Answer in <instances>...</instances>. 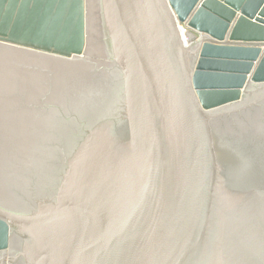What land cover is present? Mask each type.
Instances as JSON below:
<instances>
[{
  "label": "water",
  "instance_id": "water-1",
  "mask_svg": "<svg viewBox=\"0 0 264 264\" xmlns=\"http://www.w3.org/2000/svg\"><path fill=\"white\" fill-rule=\"evenodd\" d=\"M32 7L0 33V264H264V0Z\"/></svg>",
  "mask_w": 264,
  "mask_h": 264
},
{
  "label": "bare ground",
  "instance_id": "bare-ground-1",
  "mask_svg": "<svg viewBox=\"0 0 264 264\" xmlns=\"http://www.w3.org/2000/svg\"><path fill=\"white\" fill-rule=\"evenodd\" d=\"M30 6H31V3H30ZM32 7V6H31ZM4 9H5V7H3ZM1 11H3V9H1L0 10V13H1ZM8 11V10H7ZM3 12V13H5L4 14V17L5 18H3V24H4V30H6L5 31V33L7 34V35H9V33L11 32V30H12V28L14 27V25H16V23H17V20L15 19V15L16 14H19V12H18V8L16 7V9H15V11H14V13H12L11 14V12ZM29 12H30V7H29V9H28V12H27V14H26V17H28V15H29ZM29 19V18H28ZM30 20V19H29ZM25 23H26V25H28L29 24V22L28 21H22L21 20V23L19 24V29H22V28H24L26 25H25ZM21 31L22 30H20V33H18V35L20 36L21 35Z\"/></svg>",
  "mask_w": 264,
  "mask_h": 264
},
{
  "label": "flooded vegetation",
  "instance_id": "flooded-vegetation-1",
  "mask_svg": "<svg viewBox=\"0 0 264 264\" xmlns=\"http://www.w3.org/2000/svg\"><path fill=\"white\" fill-rule=\"evenodd\" d=\"M21 1H25V0H18V6L20 5V2ZM32 1V2H31ZM29 0V2H31V6H32V3H34V0ZM26 2H27V0H26ZM36 2H37V0H36ZM17 6V7H18ZM31 6H29L30 7V10L31 9H33V7H31ZM29 9V8H28ZM22 12H24V11H22ZM21 12V14H16L15 15V19L17 20V16H18V18H21L22 20L23 19H25V20H29V19H35V15H34V12H31L30 11V13H29V15H28V17H26V14H27V12L26 13H22ZM31 14H33V15H31ZM29 18V19H28ZM15 31H17V33H20V30H15ZM11 34H13L14 35V33L13 32H11ZM30 36V38L31 37H36V36H34L35 35V31H33L32 33H30V34H27V33H23V31H21V36ZM17 50L16 51H18L19 53H21L22 51H25V52H31V53H35L36 51H38V50H36V49H34L33 47H17L16 48Z\"/></svg>",
  "mask_w": 264,
  "mask_h": 264
},
{
  "label": "rangeland",
  "instance_id": "rangeland-1",
  "mask_svg": "<svg viewBox=\"0 0 264 264\" xmlns=\"http://www.w3.org/2000/svg\"><path fill=\"white\" fill-rule=\"evenodd\" d=\"M2 1L3 0H0V9H1V6H3V7H5V9H4V12H6L7 10V12H11V9H12V3L13 2H15L14 0H6L7 2L6 3H4V5H3V3H2ZM9 2H12L10 5H8L9 4ZM97 2V0H87V7L88 6H90V5H92V4H94V3H96ZM21 5H23L22 4V1H21ZM17 6H18V4H17ZM17 6H15V9H16V7ZM27 7H28V5H26V7L24 8L25 10H24V13L26 12V10H27ZM15 11V10H14ZM22 11H23V8H22ZM3 14H5V13H3ZM3 18H5L4 17V15H3V17H2V20H1V22H0V24H2V26H1V30H2V32H5L6 30H4V24H3ZM4 35V34H3ZM39 52V51H38Z\"/></svg>",
  "mask_w": 264,
  "mask_h": 264
},
{
  "label": "crops",
  "instance_id": "crops-1",
  "mask_svg": "<svg viewBox=\"0 0 264 264\" xmlns=\"http://www.w3.org/2000/svg\"><path fill=\"white\" fill-rule=\"evenodd\" d=\"M1 9H3V11H1V13H0V22H1V20H2V17H3V12H4V8H3V6H1ZM0 9V10H1ZM1 26H2V24H0ZM12 32V31H11ZM0 33L1 34H4V36H6L7 34L5 33V32H2V30H1V28H0ZM10 34V33H9ZM10 45H13V44H10ZM13 46H15V45H13Z\"/></svg>",
  "mask_w": 264,
  "mask_h": 264
}]
</instances>
